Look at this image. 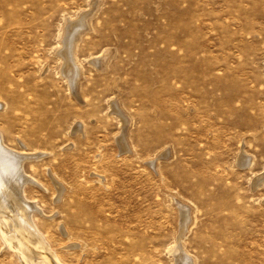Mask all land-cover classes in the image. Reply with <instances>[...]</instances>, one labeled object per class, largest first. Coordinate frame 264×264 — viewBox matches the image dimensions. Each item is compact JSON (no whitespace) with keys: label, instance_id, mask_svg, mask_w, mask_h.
Here are the masks:
<instances>
[{"label":"rangeland","instance_id":"rangeland-1","mask_svg":"<svg viewBox=\"0 0 264 264\" xmlns=\"http://www.w3.org/2000/svg\"><path fill=\"white\" fill-rule=\"evenodd\" d=\"M0 104L62 264H264V0H0Z\"/></svg>","mask_w":264,"mask_h":264},{"label":"bare ground","instance_id":"bare-ground-1","mask_svg":"<svg viewBox=\"0 0 264 264\" xmlns=\"http://www.w3.org/2000/svg\"><path fill=\"white\" fill-rule=\"evenodd\" d=\"M84 24H85V22H84L83 16H80L79 18H77L76 20H73V21L70 20V23L68 24V26L66 28V32L64 35V39H63V47H62L61 51L65 57V60L66 59L69 60L68 61L69 65L68 66L66 65V66L69 67L68 71H70V74H69V77L66 74V77H68L70 79V82H73L75 77L77 78L78 72L80 71L79 70L80 65H78L74 60V54H75L74 51H75V46L77 44V40L79 38L80 30H81V28L85 27ZM64 66H65V64H64ZM64 71H65V69L62 71V74L65 76ZM68 71H67V73H68ZM74 83H75V81H74ZM112 101L114 102V100H112ZM113 102H111V103H113ZM0 106H1V104H0ZM116 107H113L114 110ZM119 111H121V110L119 109ZM122 121H123V119H122ZM125 122H127V121H125ZM118 138H120V137H118ZM126 145L127 144L125 142V147H126ZM6 147L7 146L3 144L2 135L0 133V239L2 240L3 244L6 247L11 249L18 256V258L25 264H46L48 262L51 264H62V262L58 258V256L49 247L48 243L46 242V240L44 238L43 233L38 229V227L36 226V224L32 220L31 212H32V209L35 208L36 206L33 207L31 205V203L30 204L28 203L29 202L28 200H27L28 202H26V199H24L25 200L24 201L22 198V195H21L22 194L21 192L23 191V190L21 191V189H22L21 187L24 186L23 184L25 183L26 180H28V178H26V177L30 178V176H28V175L25 176L22 174V171H23L22 170V163L26 158L30 157L32 155V153L29 155L28 153L18 152L15 150H14L15 151L14 152L12 150H9ZM127 147H128V145H127ZM36 153H38V152H36ZM33 155H34V153H33ZM37 155H39V153ZM37 155L35 154V156H37ZM242 155L245 156L244 154H242ZM37 157L33 156V158H35V159ZM244 162H246V161H244ZM260 179H258V180H260ZM29 180L33 181L34 179L33 180L29 179ZM29 180H28V182H29ZM254 182H256V180H254ZM261 182H262V180H261ZM261 182H259L260 185H261ZM58 184H56V185H58ZM184 209H185V207H184ZM184 209H182V211ZM181 214H183V217H184V220H182L183 222H181V224L184 225L186 223V214L183 212ZM183 217H181V218H183ZM181 231L183 232V230H181ZM178 244H180V243H178ZM179 248H180V246H179ZM179 248H178V251H179ZM181 254H182V252H181ZM185 258H187V257H185ZM190 258L188 257V259H190ZM188 259H186V260L189 261ZM177 260L178 259L176 257V261ZM190 261H192V260L190 259Z\"/></svg>","mask_w":264,"mask_h":264}]
</instances>
